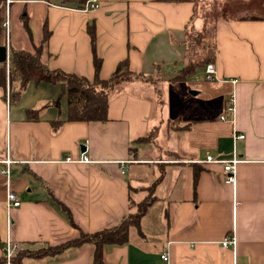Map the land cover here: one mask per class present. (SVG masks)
Returning <instances> with one entry per match:
<instances>
[{"label": "crops", "instance_id": "0c3cea01", "mask_svg": "<svg viewBox=\"0 0 264 264\" xmlns=\"http://www.w3.org/2000/svg\"><path fill=\"white\" fill-rule=\"evenodd\" d=\"M97 1L85 10L61 0H4L0 44L9 56L12 48L33 52L46 32L41 60L52 70L92 80L96 55L102 79L122 61L153 76L184 67L187 36L208 24L196 16V1ZM214 43L216 80L195 83L197 71L181 82L167 79L160 97L149 81H123L109 94L105 122L64 121L53 129L67 113L62 83L31 81L18 102L7 103L6 91L19 85L7 79L0 87V160L14 161L11 187L20 205L7 212L0 172V260L7 239L33 252L114 228L152 188L155 200L139 228L126 243L105 245V264H264V17L219 18ZM27 110L39 118L27 120ZM83 147L92 162L65 161L77 160ZM208 155L238 160L234 184ZM228 236L235 247L222 245ZM93 253L84 243L25 255L18 264H93Z\"/></svg>", "mask_w": 264, "mask_h": 264}, {"label": "trees", "instance_id": "16d2710c", "mask_svg": "<svg viewBox=\"0 0 264 264\" xmlns=\"http://www.w3.org/2000/svg\"><path fill=\"white\" fill-rule=\"evenodd\" d=\"M87 1L88 0H61L60 3L62 6L83 9ZM161 1L185 2L196 0ZM3 2L4 0H0V6L3 4ZM243 18L258 19L259 17L246 16L242 17V19ZM218 19L219 18H215V22ZM206 21L207 23L209 22L207 18ZM21 22L26 33L30 35L27 17H21ZM89 34L91 37V42L94 44V32L91 30ZM47 35L48 34L45 32L44 40L41 44L34 48L33 52L14 48L10 49V65L8 74L5 64L0 63V87L5 88L7 79H9L11 83L18 82V88L12 86L9 94V103H16L21 97L23 87H25L31 81L35 83L44 82L51 84L61 82L64 89L63 94H66L67 97V113L65 119L57 118L52 121L53 129H57L64 121L105 122L107 120L109 94L116 85L123 81H129L136 78L150 81V76H143L142 74H137L130 71L128 69L127 61H122L119 63L112 76L107 79H102L99 77L98 72L100 68V61L96 55L94 57L95 75L92 80H89L85 77H78L76 75L63 73L58 70H52L41 60L43 45L47 39ZM214 61L215 55L213 59L210 60V62ZM200 66L201 65L199 64L195 65L196 68L193 69L194 71L192 70V74H190V76L196 73ZM176 79L177 78H173V81H176ZM59 101L60 96L57 97L52 103L55 106H58ZM26 118L27 120H36L39 118V114L32 110H27ZM154 199L155 197L152 195V188H149L146 199L137 203L136 210L125 216L116 227L104 229L96 233L81 232L76 239L52 248H43L33 252L19 251L13 258V263L18 264L19 260L25 255L40 256L58 252L66 246H77L84 243H90L94 247L93 264H105L103 261V249L105 245H122L126 243L129 239L130 229L132 227L139 228L142 217ZM3 263L4 257H2L0 260V264Z\"/></svg>", "mask_w": 264, "mask_h": 264}, {"label": "rangeland", "instance_id": "374dc122", "mask_svg": "<svg viewBox=\"0 0 264 264\" xmlns=\"http://www.w3.org/2000/svg\"><path fill=\"white\" fill-rule=\"evenodd\" d=\"M196 2L197 7H199L196 16H203L207 18L209 22L207 27L202 32L191 30L189 36H187L185 47L187 54H189L190 57L187 59V62H185L184 67H182L185 69L181 68L177 71V73L164 72L163 74L160 69H157L156 73L153 76H150L149 82L155 85V89L157 94H159V97L161 93L160 88L166 91V87L170 86L168 83H162L165 82L164 80H173V78H177L176 82L187 80V78L192 76H190V74H192L191 72L196 68L195 65L197 64L201 66L200 69L197 70V76L195 79H192V81L195 82L197 79L203 80V69L215 55V18H222L223 16L226 18H242L246 16L259 18L264 17V0H213L212 3L206 7L203 4L205 0H196ZM193 82L191 83L192 85L194 84ZM206 83L209 84V82H202V84ZM194 90L196 91L197 89ZM146 197L142 200L146 199ZM153 202L151 204H153ZM133 204H135L133 205L135 211L137 203L135 202Z\"/></svg>", "mask_w": 264, "mask_h": 264}, {"label": "built area", "instance_id": "2783aa9c", "mask_svg": "<svg viewBox=\"0 0 264 264\" xmlns=\"http://www.w3.org/2000/svg\"><path fill=\"white\" fill-rule=\"evenodd\" d=\"M7 4V3H6ZM99 7V2L97 0H88L84 8L85 10L89 9H95ZM3 27L6 31V34L8 33L9 30V11L8 7H6L5 10V19L3 22ZM8 50H7V62L8 63ZM9 68L7 69V74H8ZM204 78L207 81H214L217 79V69L214 63H208L205 66L204 69ZM233 82H236L234 80ZM6 102H9V91H6ZM229 110L234 111V108H229ZM223 120L226 119L225 116L222 117ZM237 138H245V135H237ZM65 161L67 162H81V163H90L92 160L89 159V157L86 155L85 151H82L79 158L77 160H73L71 157H66ZM207 162H219L224 165L225 171L228 173V177L225 179V182L227 184H234L235 183V172H236V166L238 163L237 159H229V160H224V159H215L212 155L207 156ZM1 163L4 164V167L1 168L0 172L1 174L5 177V185H6V195H5V206L7 209V212L10 211L12 207H18L20 205V200L16 194V192L12 189L11 187V179H10V169L9 165L13 163L14 161L11 159H4L0 160ZM128 161H125L127 163ZM124 163V162H123ZM124 172V170H122ZM237 241L235 236H228L227 238L224 239L222 242V245L224 247H230L233 246L235 247ZM20 251L19 245L17 243H14L10 239H7L4 243L3 246V257H4V263L3 264H14L13 263V258L16 256V254ZM161 258L164 261H168L169 256H168V251H164L161 254Z\"/></svg>", "mask_w": 264, "mask_h": 264}, {"label": "water", "instance_id": "95a60500", "mask_svg": "<svg viewBox=\"0 0 264 264\" xmlns=\"http://www.w3.org/2000/svg\"><path fill=\"white\" fill-rule=\"evenodd\" d=\"M7 62V47L6 44H0V63L6 64ZM193 94H196V91H192ZM85 148L83 147V151Z\"/></svg>", "mask_w": 264, "mask_h": 264}]
</instances>
